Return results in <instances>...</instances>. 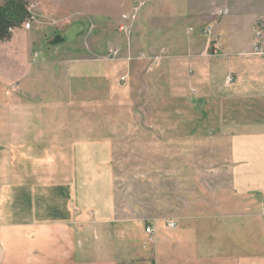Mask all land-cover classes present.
Segmentation results:
<instances>
[{
    "label": "rangeland",
    "instance_id": "374dc122",
    "mask_svg": "<svg viewBox=\"0 0 264 264\" xmlns=\"http://www.w3.org/2000/svg\"><path fill=\"white\" fill-rule=\"evenodd\" d=\"M25 1L0 39V264H165L155 231L172 218L203 235L227 219L196 215L216 211L215 161L190 61L219 57L225 30L253 48L264 0Z\"/></svg>",
    "mask_w": 264,
    "mask_h": 264
},
{
    "label": "crops",
    "instance_id": "0c3cea01",
    "mask_svg": "<svg viewBox=\"0 0 264 264\" xmlns=\"http://www.w3.org/2000/svg\"><path fill=\"white\" fill-rule=\"evenodd\" d=\"M230 19L227 17V21ZM248 27L251 30V21ZM227 33L225 30L219 34V57L190 61L192 91L196 95L191 98L196 104L201 103L199 100L208 104L210 121L207 129L210 152H213L211 159L215 161L209 168L214 184L210 187L208 209L216 211L196 215L227 219L214 223L212 232L203 235L200 233L210 228L208 224L200 223L190 228L186 220L194 219L193 216L172 218L169 221L174 223L172 228L165 226L166 230L155 231V239L160 236L165 264H249V242H263L264 53H253L252 31L247 43L240 46L233 45L226 38ZM229 74L232 81L227 82ZM99 75H103V71L98 72ZM209 76L211 79L204 81ZM194 135L197 136L195 132L188 136L190 140L196 139ZM87 140L80 139L79 145L87 146ZM182 222L183 227L179 228ZM125 229L120 228L121 237L129 233ZM131 251L119 252L118 259L122 256L129 259ZM113 257L108 264H115L116 255Z\"/></svg>",
    "mask_w": 264,
    "mask_h": 264
},
{
    "label": "trees",
    "instance_id": "16d2710c",
    "mask_svg": "<svg viewBox=\"0 0 264 264\" xmlns=\"http://www.w3.org/2000/svg\"><path fill=\"white\" fill-rule=\"evenodd\" d=\"M30 17L25 0H3L0 4V39H9L12 30Z\"/></svg>",
    "mask_w": 264,
    "mask_h": 264
},
{
    "label": "built area",
    "instance_id": "2783aa9c",
    "mask_svg": "<svg viewBox=\"0 0 264 264\" xmlns=\"http://www.w3.org/2000/svg\"><path fill=\"white\" fill-rule=\"evenodd\" d=\"M253 32H254V49L258 51L259 54L264 53V14L258 15L254 19V24L252 26ZM204 32H209L207 29L204 30ZM214 52L216 53L220 49L218 47H215ZM218 53V52H217ZM232 80V77H228L226 79L227 82H230ZM170 226H174V223L169 222ZM146 233L151 234L153 232V228L151 226H146L145 228Z\"/></svg>",
    "mask_w": 264,
    "mask_h": 264
},
{
    "label": "bare ground",
    "instance_id": "6f19581e",
    "mask_svg": "<svg viewBox=\"0 0 264 264\" xmlns=\"http://www.w3.org/2000/svg\"><path fill=\"white\" fill-rule=\"evenodd\" d=\"M253 53L259 54L258 51H256V50L254 49V46H253Z\"/></svg>",
    "mask_w": 264,
    "mask_h": 264
}]
</instances>
